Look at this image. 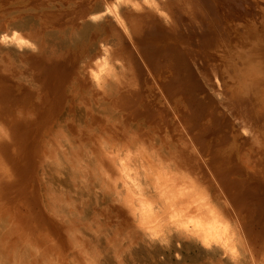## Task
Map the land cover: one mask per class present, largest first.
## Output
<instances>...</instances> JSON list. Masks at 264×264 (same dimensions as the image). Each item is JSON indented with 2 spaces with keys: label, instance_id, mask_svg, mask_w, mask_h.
Here are the masks:
<instances>
[{
  "label": "bare ground",
  "instance_id": "6f19581e",
  "mask_svg": "<svg viewBox=\"0 0 264 264\" xmlns=\"http://www.w3.org/2000/svg\"><path fill=\"white\" fill-rule=\"evenodd\" d=\"M9 2L0 264L118 261L122 239L139 236L187 239L205 264H264V0H35L32 12ZM40 45L52 56L4 64ZM25 186L47 220L60 213L71 227L59 244L12 212L7 198ZM100 188L122 217L115 230L93 223L87 199L100 203ZM84 220L90 249L77 240Z\"/></svg>",
  "mask_w": 264,
  "mask_h": 264
},
{
  "label": "rangeland",
  "instance_id": "374dc122",
  "mask_svg": "<svg viewBox=\"0 0 264 264\" xmlns=\"http://www.w3.org/2000/svg\"><path fill=\"white\" fill-rule=\"evenodd\" d=\"M6 1V0H4ZM35 0H12L9 2L6 8L7 10L15 8H24L26 7V12L38 11L37 6H35ZM40 1V0H37ZM38 4V2H37ZM36 7V8H35ZM32 18L35 20L39 19V16L33 15ZM107 33L111 32L112 27L109 25H105ZM125 45H127L124 42ZM47 46L40 45L38 49H24L20 53L14 54L12 51L8 52L4 56V64L7 67L27 65L29 62L37 61L38 59L50 57L52 54V49ZM62 49H66L62 46ZM72 52V51H70ZM31 75L29 73H25L21 76V79L29 83V79ZM34 86H38L39 83H34L30 81ZM149 99H155L154 96ZM26 110V109H25ZM7 133L8 130H4ZM1 132H3L1 130ZM9 132V131H8ZM10 133V132H9ZM4 134V133H3ZM2 138V137H1ZM192 149V148H191ZM190 149V150H191ZM15 152V149L13 150ZM32 177L36 178V173L34 170L32 171ZM8 181H1L0 184H6ZM212 185L213 182H209ZM34 187L28 188L24 187L23 191H15L11 195V198H7V201L12 205V212L20 218L26 219L25 226L29 230V232L34 235V237H38L39 235L48 236L51 243L56 244L60 242L62 236L66 234L67 231H71V227L67 225L65 218L60 213H58L59 218H51L47 220L44 215V209L42 206V201L38 196V192L34 191ZM97 194V198L101 199L100 203L94 202L92 203L89 199H87V204H92V217L94 216L93 223L100 225L103 223L107 226L108 230H115L122 222V217L118 211H116L115 207L109 202L105 203L103 198V191L100 189H96L94 191ZM214 192L217 193L216 188ZM218 194V193H217ZM22 196V198H21ZM76 211L81 213L83 211V207L80 204H76ZM61 215V216H60ZM88 217L90 216L88 213L86 214ZM21 218V219H22ZM87 221H83L80 224V230L78 233L80 235L77 237L78 241H82L83 244H86L84 249H90L95 247L94 239L92 236L84 233L87 227ZM83 233V234H82ZM123 244H128L130 251L127 253L125 258V252L122 257L117 260L112 259L108 255L101 256L97 264H205L207 262L206 252L200 249L199 246H194L193 243H190L187 239L180 238H170L169 242L164 244L150 242L149 244L145 243L141 236L135 238L134 240L122 239ZM178 242V243H176ZM163 244V245H162ZM125 258V259H124Z\"/></svg>",
  "mask_w": 264,
  "mask_h": 264
}]
</instances>
